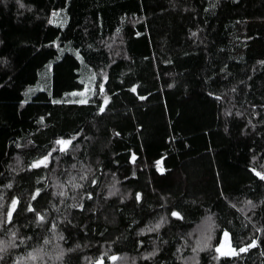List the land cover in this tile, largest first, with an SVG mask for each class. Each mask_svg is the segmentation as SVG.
<instances>
[{"label":"trees","instance_id":"trees-1","mask_svg":"<svg viewBox=\"0 0 264 264\" xmlns=\"http://www.w3.org/2000/svg\"><path fill=\"white\" fill-rule=\"evenodd\" d=\"M22 3L0 0V264L49 243L63 264H264V0Z\"/></svg>","mask_w":264,"mask_h":264},{"label":"snow or ice","instance_id":"snow-or-ice-1","mask_svg":"<svg viewBox=\"0 0 264 264\" xmlns=\"http://www.w3.org/2000/svg\"><path fill=\"white\" fill-rule=\"evenodd\" d=\"M16 3L19 5L20 8H24L25 7V5L22 3V0H16ZM53 15H57V13H53ZM49 23H52V21L50 20ZM193 35H195V33H193ZM2 62L3 63H7L6 60L2 61ZM259 63L264 64V61H260ZM169 87H172V85H169ZM131 91L135 92L136 88L133 87L131 89ZM73 95H76V93H73ZM208 95L212 96L213 93L209 92ZM140 99H145V97L144 96H140ZM216 99H220V97H216ZM53 102L54 103H58L59 101H53ZM86 102H87L86 100L78 101V103H81V104L86 103ZM105 103H107V100H105ZM99 110L101 112H103L104 108H100ZM237 115H241V114L237 113ZM40 120L43 121V117H41ZM225 131H227V129H225ZM117 135H119V133H117ZM73 139H75V137H72L70 139L58 138L55 141V145L58 146V148H53L52 151H57L58 150L61 153L67 152L69 150V146L72 144V140ZM17 147H19V145H17ZM52 151H49L47 154H44V155H41L40 157H38L36 160H34L32 162L30 167H32V168H40L41 166H43V167L46 168L48 166V163H49V157L52 155ZM134 158L135 157L133 156V159ZM155 163H156V166L158 167L159 171L163 172L164 169L159 167L160 163H161L160 160H157ZM73 167H75V165H73ZM252 171L255 173V175L257 177H259V179L261 181H264V172L257 171L255 168H253ZM80 179L81 180H85V179H88V177L87 176H81ZM90 182L91 183H95L96 181L92 180ZM69 183L72 184V188L73 189L83 188L82 184L72 183V181H69ZM10 186L11 185H9V187ZM113 188H114V185H113ZM40 192H41V189L37 188L36 192H35V194L33 195L32 198L35 199L36 196H38L40 194ZM114 194H115L114 191H110L108 193L109 196L114 195ZM59 195L66 196L67 193L62 191V192L59 193ZM86 195H87V198L89 200L92 198V193L91 192H86ZM72 198L75 199V196H73ZM135 199L136 200L140 199V193L136 194ZM247 203L252 204L251 201H248ZM17 204H18V200L12 199L10 206L6 209L5 218L9 222H11V220H12V214H13L14 211H16V205ZM72 206L73 207H80L81 209H83V207H84L83 204H74ZM252 206L255 207V205H252ZM233 207H235V205H233ZM26 210L30 211V212H33L34 215L40 221L43 222L45 220V217L40 212H37L36 209H34L31 205H27L26 206ZM170 215L172 217H176L177 219H183V217L181 216V213L178 212V211H171ZM166 222H167V219L165 217H161L160 222H158L154 227H150L148 229V231H155L156 229H159L161 227L162 223H166ZM0 223H2V221H0ZM53 227H55V225H53ZM15 235L16 234L13 233V236H15ZM223 235H224V237L227 240V237L229 236V233L225 230ZM26 239H31V238L30 237H26ZM61 239H63V237H61ZM208 239H211V237L209 236ZM47 243H48V241L45 240V244H47ZM256 245H257V240L253 239L250 244H247V245H245L243 247H239V252H245V251H247L248 248L254 247ZM9 247L15 248V247H17V245L14 242H12V241H8V242L0 241V262L5 261ZM76 247L78 248L79 245H77ZM66 251L68 253H71L72 251H74V249L69 248ZM193 251H195V249H193ZM216 251L221 253V255H224V256H233V255H237L238 254L237 250L235 248H232V247L229 246V247H227V250H225L223 245L217 247ZM45 255H46V253L44 252L43 247H38V248H34L31 252H29L27 254V256L25 257V259L30 260L32 262V264H47V261L44 259ZM152 255H154V253H149V256H152ZM64 257H65V250L62 249L56 254L55 258L57 260H60L61 264H63ZM109 258L111 260H113V261H116L118 259L115 255H113V256H111ZM19 261H20V258H17V260H15L13 262V264H19ZM95 264H103V257L97 259Z\"/></svg>","mask_w":264,"mask_h":264},{"label":"rangeland","instance_id":"rangeland-1","mask_svg":"<svg viewBox=\"0 0 264 264\" xmlns=\"http://www.w3.org/2000/svg\"><path fill=\"white\" fill-rule=\"evenodd\" d=\"M94 87H95V80L91 78V79H89L85 89H83L82 91H79L78 93L76 92L77 94L74 95V97H77L80 100H87V98L93 93ZM4 206H5V202L1 198L0 199V221H2L1 213H2V209L4 208ZM1 225H2V223H0V226ZM207 225L209 227H211L210 222ZM204 227L207 229L206 226H204ZM202 230H205V229L203 228ZM197 233L199 234L198 230H197ZM198 234L196 236V240L201 243L202 242L201 239H205L206 236L205 235L202 236L203 234H201V235H198ZM11 238H12V236H11ZM49 245H50V243L47 244L48 247L46 249H43L44 252L46 253L44 259L47 261V264H58L59 261L55 257H56V254L60 250H62V247H61V245H58V244H52L50 246ZM223 246H224L225 250H227V247H228L227 244H223Z\"/></svg>","mask_w":264,"mask_h":264}]
</instances>
